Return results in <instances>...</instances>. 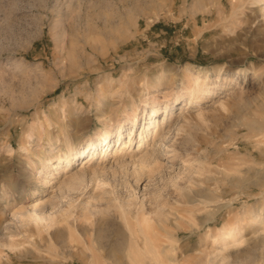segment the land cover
Returning <instances> with one entry per match:
<instances>
[{
	"label": "rangeland",
	"instance_id": "rangeland-1",
	"mask_svg": "<svg viewBox=\"0 0 264 264\" xmlns=\"http://www.w3.org/2000/svg\"><path fill=\"white\" fill-rule=\"evenodd\" d=\"M197 76L222 88L189 102ZM153 107L164 121L156 134ZM141 131L136 157L158 166L137 184L127 156ZM90 141L91 163L85 154L65 171L64 155ZM120 142L124 160L113 156ZM166 145L186 161L172 165ZM96 168L113 192L66 189L72 175ZM21 172L33 195L12 200L8 183L27 184ZM117 195L132 213H166L153 243L171 264H264L263 2L0 0V264H126ZM69 201V227L34 219V204L46 202L43 217ZM221 226L238 227L239 244L212 260Z\"/></svg>",
	"mask_w": 264,
	"mask_h": 264
},
{
	"label": "bare ground",
	"instance_id": "bare-ground-1",
	"mask_svg": "<svg viewBox=\"0 0 264 264\" xmlns=\"http://www.w3.org/2000/svg\"><path fill=\"white\" fill-rule=\"evenodd\" d=\"M264 3V0H259ZM199 73V72H198ZM222 88L220 85H216L214 89H209L207 87V84L205 83V78L203 80L200 79L199 76L191 78V85L189 88V92L187 95V99L189 102L199 103L202 101L203 98L206 96H211ZM159 111L158 107H153L152 110L149 113V118H153L154 124V134L157 133V131L161 127L160 125L164 123H160L156 120L155 116H157ZM135 123V119L133 118L132 124ZM121 124H119L118 128ZM149 128V126H147ZM118 136L121 135L120 129L118 130ZM159 136V133H158ZM109 137V133H106L103 138ZM110 140L108 141V145L110 144ZM145 134L141 131L139 134V140H138V147L136 149H133L131 153L128 154L127 157H129V161L131 162V165L133 166V174L135 175V180L138 184L140 181V176L142 172L148 167V165H154L157 167L156 164L157 161L154 159L152 161L147 160L146 157L144 158H137L136 156L141 153L145 148ZM154 142L161 145L160 141L155 140ZM79 143V142H77ZM131 139L129 140V144L127 145V148L131 146ZM125 143L120 142L118 146L115 148L113 156L119 155L123 149L125 148ZM98 148L97 141H90L87 145V147H84L82 149H75L70 148L69 152H67L64 157L66 161V166L68 167L65 171H68L72 168L75 161L81 157L82 155L86 154L85 159L88 158L87 162H90L94 157V150ZM165 155H167V160L170 161L173 165L174 160L182 159V161H186L184 157L180 153H178L177 148L173 145H166L162 149ZM124 160L125 155H119L116 160L120 159ZM150 159V158H149ZM58 162L53 165L54 168L59 169L60 168V157H58ZM49 163V162H48ZM91 163V162H90ZM126 163H121L122 166L125 167ZM128 164V163H127ZM173 168V167H171ZM170 168V169H171ZM101 169H91L90 173H88L85 170H81L77 174L72 175L67 181L64 182V185L66 186V189L70 192H79L82 193L83 190L87 188L89 184H94L98 188H102L103 185L110 184L107 180H104L99 177V172ZM89 174V175H88ZM20 175L23 177V180L27 183L25 186H21L18 184L17 181L9 182L7 185V189L9 192V196L12 197V200H22L24 198H30L33 195V192L28 188V184L31 183L32 177L29 175H24V173H20ZM179 175L176 174L175 177H178ZM111 185V184H110ZM118 185H122L121 183H118ZM112 187L113 189L116 187V185ZM38 189H42L41 186H38ZM118 200V195L114 196V199ZM197 204H200L201 200L195 198L190 199L188 202L193 204L197 202ZM204 202V201H203ZM46 206L45 203H38L34 204L32 206V210L35 213L34 219L42 221L43 219L49 220V226H52L54 224L58 223H65L68 225L67 218L71 217L73 215V202L69 201L66 204V207L60 211L59 214L56 213V211L45 213V216L41 217L40 214L36 213L37 210L40 212H43V208ZM115 211H116V220H118V234L123 238L124 247L123 249L126 251L125 255L127 258L126 264H171L170 260L166 258V250H160L159 244L156 246L153 243V240L156 238V235L159 233L157 232L159 229L165 228L163 223L166 220V213L164 212H158L155 218H151L146 214L145 211H143L142 207H137L136 210L132 213L129 211L130 203L129 200L126 202H123L122 200H118L116 204H114ZM55 209V208H54ZM17 212H28V210H21ZM25 214V213H24ZM168 218V217H167ZM151 222V223H150ZM36 224H38L37 221H35ZM146 224L147 227H150V231L148 229H145L144 227H141V224ZM69 227V225H68ZM232 227V226H231ZM227 228L225 226H221L217 231L216 234L212 236V243L213 244H220V248H214L213 250L208 253L210 256L213 254L212 260L219 259L225 260L228 258V254H225V249L229 248V245H236V243L239 244V238L238 235L241 233L240 229L237 228ZM160 235V233L158 234ZM155 236V237H154ZM242 240L240 239V242ZM9 246V245H8ZM12 246V245H11ZM162 248V247H161ZM121 263V262H120ZM205 263L210 264V257L205 258ZM214 263V262H212Z\"/></svg>",
	"mask_w": 264,
	"mask_h": 264
}]
</instances>
